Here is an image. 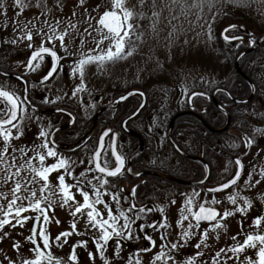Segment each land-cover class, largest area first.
Returning <instances> with one entry per match:
<instances>
[{
  "label": "flooded vegetation",
  "instance_id": "flooded-vegetation-1",
  "mask_svg": "<svg viewBox=\"0 0 264 264\" xmlns=\"http://www.w3.org/2000/svg\"><path fill=\"white\" fill-rule=\"evenodd\" d=\"M230 34L243 37V41L247 37L246 34L240 32L239 27ZM238 43L239 41H236L230 46L235 47ZM29 54L30 52L28 54H0V86H4L6 90L17 91L23 98L25 84L17 79V76L23 75L27 81V95L32 102L26 113L27 116H31V119H25L23 135L19 139H13L12 146L31 148L33 144L41 143L42 138L38 140L37 134L43 125L44 130L49 131L50 138L55 140L54 147L58 154L74 162L69 171L79 178L80 173L90 167L88 162L93 159L94 153L98 150L100 137L106 129H111L112 132L104 138V149L107 151L109 166H115L110 145L112 135L117 134L115 148L125 157V170L121 176L108 177L109 184L105 187H108L112 192L124 190L120 195V208L126 210L132 197L129 196V200L125 201L124 196H127L134 186L139 185L135 197L137 207H150L153 211L146 215L142 214L144 218L137 223H151L164 215L170 225L169 228L159 231L146 227L145 231L152 235L156 246L151 251L138 254L139 264H154L153 257L160 251L161 243H164L160 239L161 232L166 235L169 248L171 243L179 240L182 228L178 226L177 221L180 220L181 208L188 197L193 199L194 211L198 210L199 205L205 200L211 201L215 197L219 203L211 206L215 207L221 215L225 210H232L235 207L227 199L229 195L235 194L239 204L244 203V197L250 199L252 204L247 215L242 216L237 212L223 221L225 228L210 232L206 241L208 247L205 248L201 245L200 249L195 248L200 233L209 226L208 222L202 221L199 230L193 229L196 235L178 252H170L169 248H166L165 252L175 257L176 264H181L188 257L195 256L198 251L203 254L196 257L195 264H213L216 252L221 248L227 250L235 243L232 239L233 236L243 242L246 234L250 232H264V223L259 230L252 226L255 217L264 215V178L260 175L261 169H264V101L254 103V107L258 104L261 106V111L253 112L255 116L242 117L236 121L231 118V123L225 132H214V130L220 131L224 128L218 126L221 118L219 116L189 115L194 111L190 109L189 101L186 106H182L179 101H161L157 96L156 99H152L148 91L135 87L122 93H109L105 91L103 83H101V91H98L99 83L96 85L87 84L89 77L86 79L83 75L85 78L83 81L78 75L73 78L68 73L74 62L78 61V57L82 58V54H58L63 57L60 63L63 65L64 71L54 79L45 82V85H41L40 78L47 72L50 59L46 56L36 71H26L21 62L26 61ZM81 83L86 86V90L72 96L73 89ZM132 91L143 92L146 101L140 114L128 121L126 129H124L123 124L142 106V98L130 99L117 109L108 110V108L119 98ZM45 96L53 102L44 103L42 97ZM58 96L59 100L56 99ZM0 107H4V104L0 103ZM33 107L36 109L34 112ZM57 109H64V111H57ZM250 112L252 113V111ZM260 114L262 115L258 116ZM13 134L15 135V129H13ZM245 138L253 139L254 143L245 146ZM0 146H2V141H0ZM9 152L11 153V148ZM16 155L18 157L17 164H19L22 161L19 159L18 152ZM31 155L29 152V156ZM104 156V151H101V163ZM237 158L244 166L237 184L221 191H209V189L217 187L219 183L227 182L233 177L238 170L235 163ZM55 162L56 158L51 157L45 161L48 165ZM33 163L39 165L38 160ZM94 166L93 163L91 167L94 168ZM128 167L132 168V173L127 171ZM15 170V168L11 169L12 172ZM63 171V169H60L59 172L54 171L49 176V183L54 193L51 199L54 203L48 212L51 222L46 227L50 234L52 254L62 259L65 264H73L68 260L72 251L71 245L83 239L91 241L93 237L99 235V231L87 223V209L83 210V215L78 213L74 218L71 215L75 208L72 201H69V204L64 207L60 206L62 199L57 188V176ZM137 171L140 173L139 176L134 174ZM249 173H252L251 185L246 186L245 181L249 180ZM33 175L34 173L29 169H25L21 173L22 177L29 179ZM86 175L88 179H92L93 176H102L103 174L88 172ZM65 179L69 184L75 183L72 176H66ZM256 180H260V183L257 184ZM201 181L204 182L201 183ZM93 183H98V181L93 180ZM42 184L43 181L37 177V183L32 185L37 188V196L40 195L39 188ZM14 186V181L10 180L0 187V191L7 193L8 200L12 198L11 190ZM71 191L75 194L76 201L83 203V198L76 188H72ZM21 194L28 195L23 192ZM45 195L48 193L46 192ZM103 199L111 205L113 213L118 214L117 206L111 197L105 195ZM23 203L27 205L28 201L24 200ZM0 204H3L6 210L7 200H0ZM160 207H163V213L156 211ZM97 208L104 213V218H107V209L104 205H97ZM26 215L34 217L36 214L29 212ZM129 215L132 214L129 213ZM2 217L3 213L0 212V218ZM74 219L76 230L81 235L73 233L62 248L57 246L56 236L63 231H71L70 226ZM42 220L43 218H41ZM56 220H59L60 223L57 224ZM34 223V219H29L25 222L24 227L5 226V231L10 235L0 240V260H3V264H8V260L4 259L5 256L16 261L17 264H21L23 258L34 257L31 252L34 246L25 239L31 234L30 230ZM120 223H123V220ZM183 223L186 228L188 221L185 220ZM37 232H39V226H37ZM37 238L39 240V237ZM15 241L21 242L19 254L12 248ZM121 245V250L117 255L114 242H109V246L105 250V257L109 264H129L130 256H132V264H136L135 250L150 246L148 241L143 238V234L139 240L122 239ZM89 251L93 252L94 260L89 259ZM256 252L257 249H246L240 254L239 261L233 257L231 260H227V264H244L245 256L256 258ZM77 253L80 258L79 264H105V260L100 258L92 243H89L84 249L78 247ZM227 255L232 256V253L227 252ZM217 259L219 264H225L224 253H221ZM155 264H162V262L156 261ZM167 264H173V261H168Z\"/></svg>",
  "mask_w": 264,
  "mask_h": 264
},
{
  "label": "snow or ice",
  "instance_id": "snow-or-ice-1",
  "mask_svg": "<svg viewBox=\"0 0 264 264\" xmlns=\"http://www.w3.org/2000/svg\"><path fill=\"white\" fill-rule=\"evenodd\" d=\"M80 5H84L85 0H79ZM250 5L251 0H248ZM144 4V0H140L141 7ZM220 4V0H161V3H157V0H152L151 2V20H152V30L156 32V26L160 21V17L165 9L168 10L169 17L168 22L171 24L173 20H178L180 16L187 17L188 15L193 14V10L196 11V19L199 21L204 13L205 8L211 11L213 8H216ZM14 6L20 11L16 14V17H13V32L18 33L16 38L8 41L5 40V44L17 45L18 41L27 40L29 43L27 47L32 49L26 61L21 62L26 71H36L41 62L44 61L47 56L50 59L49 67L47 72L40 78V84L45 85V82H48L58 76L61 72L64 71L63 65L60 61L63 57L59 56L57 51L52 47L45 46V40L42 39L39 47L33 48L31 43L34 39V32L36 35L46 37L47 43L52 44L55 39H58L60 42V47L65 51V53L71 54V49L65 44V36L68 35L67 29L63 32H58L60 21L56 20L54 23H49L47 19L43 21V25L47 26L48 31L45 32L44 27H37L35 23L31 20L21 22L17 17L22 14L24 8L29 6L26 3V0H14ZM40 0H37L36 7H40ZM222 7L223 5L220 4ZM99 7V5H97ZM113 10H105L97 21L99 27L94 29L99 34V39L95 40L96 47L91 49L90 52H96L99 49L97 54H82L77 62L71 66V71L68 73L70 76L75 78L79 75L81 81H83V75L85 66L88 64L96 63L98 67H102L106 63L115 62L120 59H124L126 56L132 54V50L135 48L136 44L132 40L134 29L139 28L138 24H133L131 21L133 18L142 19L144 18V13L142 11H135V9H130L126 7L125 0H112ZM115 9H119L116 11ZM179 9V12H177ZM88 9H85L87 12ZM95 11V9H93ZM8 10L7 6L4 3V0H0V15H3L7 18ZM41 15H44L42 12ZM76 13L73 12V16ZM215 14L212 16L214 20ZM38 19V18H37ZM89 20L93 17L89 16ZM207 31L205 33L208 43L214 41V33L212 31L211 22H207ZM4 27L7 28V20H5ZM70 27L75 28V25ZM237 27L236 24L228 25L221 33V37L225 40L226 43H232L233 41H239L243 43V37L231 35ZM89 28H92L91 23L88 24V27L84 29L88 35H92L89 32ZM106 30V31H104ZM176 31L175 26H173V31L169 32V37L173 36V33ZM250 35L249 44L255 45V37ZM143 36L142 33H137L136 38L140 40ZM95 39V38H94ZM110 41L107 49H103L101 46L104 41ZM187 43V41H185ZM83 44L84 41L81 40ZM127 46V51H126ZM236 46H239L237 44ZM17 79L25 84L23 89L24 96L23 98L15 90H6L4 86H0V103L4 104V107H0V141H2V146H0V187L4 184H7L10 180L14 181V188H12V198L7 199V193L0 191V200H7L6 210L3 204H0V212L3 213V217L0 218V240H3L5 237H8L9 232L5 231V226H10L15 228L17 225L24 227L25 222L29 219H34L35 223L31 228V234L25 239L29 241L34 247L31 249V252L34 254L33 258H23L21 264H65L62 259L55 257L51 252V240L50 234L48 233L46 225L51 222L48 212L53 207L54 201L51 197L54 195L52 191V186L49 183V176L51 173L59 172L60 169H63V173L57 176L58 180V191L61 193L62 203L61 207L69 204V201H72L75 204L74 211L71 215L75 218L79 213L83 215V210L87 209V223L91 225L92 228L99 231L97 237H93L91 241L83 239L77 241L71 245L72 251L68 257V260L73 262V264H79V255L77 253V248H87L89 243H92L96 249V252L99 253L101 259L105 260V264H109L108 259L105 257V250L109 246V242L112 241L115 244L116 254L119 255L121 250V240H129L143 238L148 241L149 247H143L136 249L137 261L136 264H139L138 254L140 252L151 251L153 247L156 246V241L152 238V235L145 231L146 227L159 231L160 229H167L170 227L167 221V217L162 215L159 220H154L151 223H137V221L144 218L142 214H147L153 211L152 208H145L143 206L137 207L135 203L136 189L139 185L134 186L131 189V192L127 196H124V200L128 201L129 196L132 197L130 205L126 210H121L120 208V195L124 191L120 189L119 191H109L108 187H105L109 184L108 177H118L123 175L125 170L126 160L125 157L116 151L115 148V137L117 134L112 135L111 149L112 154L115 159V166H109V160L107 159V151L104 149V138L109 136V133L112 132L111 129H106L99 141V148L94 153L92 160H89L90 167L85 169L84 172L80 173V177H75L69 168L74 164L66 157H62L56 151L55 140L50 138L49 131L44 130V126H41V131L37 134V139L41 140L39 144H33L31 148L25 146L21 148H16L12 146L13 139H19L23 135V122L25 119H31V116H27L28 106L32 104L29 100L27 92V81L23 75L17 76ZM86 90V86L81 83L77 85L73 91L72 96H76L77 93L83 92ZM218 92L223 91V89L217 88ZM187 93V88L185 89ZM143 95V93H141ZM205 93H196L193 92L189 96V100L193 99L195 96H203ZM126 97H122L124 99ZM57 100L60 97H56ZM44 103H51L53 101L49 100L47 96L42 97ZM94 107V106H93ZM33 112L36 110L33 107ZM57 111H64V109H57ZM69 115H71L69 113ZM38 119V118H37ZM126 123V122H125ZM13 129H15V135L13 134ZM254 143L253 139L245 138V146H250ZM11 148V153L9 149ZM101 151H104L105 156L103 162L101 163ZM19 153V159L22 161L17 164V155ZM31 152V156H29ZM27 157V159H25ZM56 158V162L50 165L46 164L45 161L47 158ZM38 160L39 165L37 166L33 162ZM83 163V161H81ZM94 163V168L91 165ZM238 166V170L233 175L231 179L227 182H221L217 187L209 189V191H221L227 189L229 186L236 185L237 181L240 179L241 172L243 171V164L240 159L237 158L235 161ZM206 167V166H205ZM15 168V172H12L11 169ZM29 169L34 175L31 179L28 177H22L21 173L23 170ZM127 171L132 173V168L128 167ZM88 172H97L101 175L93 176L92 179H88L86 173ZM136 176H139L140 173L137 171L134 173ZM249 180L245 181V185H251L252 173H249ZM260 175L264 178V169H261ZM72 176L75 183L69 184L65 177ZM37 177L43 181V184L39 188L40 195L37 196V188L32 186L37 183ZM93 180L98 181V183H93ZM204 181H201L203 183ZM256 183H260V180H256ZM87 186V187H86ZM72 188H76V191L82 196L83 203L76 201L75 194L71 191ZM28 193V195H22L21 193ZM48 195H45V193ZM107 195L110 196L112 201L115 202L117 206V213L114 214L112 207L108 204L103 197ZM198 195V194H195ZM227 199L231 204L235 205L232 210H225L221 215L220 212L211 205L219 203L213 197L211 201L205 200L198 207V210H193L194 203L192 197H188L185 201V204L181 208V217L177 221L178 226L182 228V231L179 233V240L171 243L170 248L167 241V237L164 232H161L160 239L164 243L160 245V251L153 257V262L161 261L162 264H167L168 261H173V264H176L175 257L169 255L165 252L166 248H169V251L178 252L180 248H183L193 236L196 235V232L193 229L199 230L201 222H208V227L205 228L200 233L199 241L195 244V248L200 249L201 245L205 248L208 247L206 241L209 238L210 232H216L217 229L225 228L223 221H225L229 216L235 215L239 212L242 216L247 215L248 209L251 207L252 201L247 197H244V203L239 204L237 202V197L235 194L229 195ZM24 200L28 201V204L23 203ZM175 203V201H172ZM103 204L107 209V218H104V213L101 212L97 205ZM205 205H208L207 207ZM161 213L164 212L163 207L156 209ZM33 212L36 215L31 217L26 215V213ZM131 213L132 215H129ZM191 217V219H189ZM219 217V219H217ZM41 218L43 220L41 221ZM123 220V223L120 221ZM187 220V227H184V221ZM15 221V223H13ZM57 224L60 223L59 220L55 221ZM214 222V223H213ZM262 223H264V215L257 216L253 219L252 226L257 230L260 229ZM37 226H39V232H37ZM135 226V228H134ZM71 231H63L59 233L55 240L57 246L63 247V244L67 243L68 237L73 233L76 235H81L80 232L76 230V222L73 220ZM138 229V231H137ZM39 237V240L38 238ZM63 238V240H62ZM218 238V235H217ZM235 243L227 250L221 248L216 252L215 257H213V264H219V258L221 253L225 254V264L227 260H231L233 257L237 261L240 259V254L245 252L246 249H257L256 258L251 256H245L244 264H264V232L257 231L256 233L246 234L243 242L237 240L236 236L232 237ZM12 248L16 250L17 254L20 252L21 242L15 241L12 244ZM47 250V251H46ZM227 252H231L232 256H228ZM203 253L198 251L195 256L188 257L181 264H195L196 257L201 256ZM88 256L90 260H94L93 252L89 251ZM4 259L8 260V264H17L16 261L9 259L7 256ZM0 264H3V260H0ZM129 264H132V256L129 257Z\"/></svg>",
  "mask_w": 264,
  "mask_h": 264
},
{
  "label": "rangeland",
  "instance_id": "rangeland-1",
  "mask_svg": "<svg viewBox=\"0 0 264 264\" xmlns=\"http://www.w3.org/2000/svg\"><path fill=\"white\" fill-rule=\"evenodd\" d=\"M151 2L152 0H144L141 7L140 0H125L126 7L144 13V18L134 17L131 21L134 25H139V28L134 29L132 36L136 46L131 55L114 63L109 62L102 67H98L96 63L86 65L84 77L86 79L89 77L87 84L99 83L97 90L101 91V83H103L105 91L109 93H122L135 87L148 93L154 92L161 101H179L182 106H186L188 97L193 91L205 90L214 93L216 85L234 75V67L230 60V49L233 46L223 42L221 38L224 27L236 24L240 32L246 36L252 33L247 30L264 35V0H251L250 5L248 0H220L223 6L218 4L211 11L205 8L199 21L196 19L197 10H193V14L187 17L180 16L171 24L168 22V10L165 9L156 26V32L152 30ZM4 3L8 14L7 18L0 15V46H3L6 54H28L32 49L27 47L29 43L27 40L18 41L17 45L4 43L5 40L10 41L18 35L13 32V17H16L20 11L14 6V0H4ZM26 3L29 6H26L22 14L17 17L21 22L31 20L37 27L43 26L47 32V26L43 25V21L47 19L49 23H54L59 20L57 31L63 32L67 29L65 44L71 49V54L99 52V49L90 52L96 47L95 40L99 39V34L94 29L99 27L97 21L103 11L113 10L112 0H85L84 5H80L79 0H40V7H36L37 0H26ZM157 3H161V0H157ZM85 9L88 11L85 12ZM115 10L119 11V9ZM42 12L44 15H41ZM73 12L76 13L75 16ZM213 14L216 17L214 20H212ZM89 16L93 19L89 20ZM5 20H7V28L4 27ZM207 22H211L215 37L211 43L207 42L205 35ZM89 23L92 25V28H89L91 36L84 31ZM70 24L75 25V28L70 27ZM173 26L176 31L172 37H169ZM137 33L143 34L140 40L136 38ZM42 39L45 40V46L54 45L58 54H68L60 47L58 39L48 44L46 37L36 35L35 32L31 42L33 48L39 47ZM81 40L84 41L83 44ZM248 41L243 42L249 46ZM109 43L110 41L105 40L101 47L106 50ZM80 58L78 57V60ZM257 67L259 69H256L254 76L264 89V64L259 62ZM186 88L187 93H185Z\"/></svg>",
  "mask_w": 264,
  "mask_h": 264
},
{
  "label": "trees",
  "instance_id": "trees-1",
  "mask_svg": "<svg viewBox=\"0 0 264 264\" xmlns=\"http://www.w3.org/2000/svg\"><path fill=\"white\" fill-rule=\"evenodd\" d=\"M251 34V36L255 37L256 43L264 36L261 34L253 33V31L247 30ZM250 35L246 37L245 40H249ZM239 46L232 47L230 49V60L232 61V66L234 67V75L228 78L226 81L222 82L219 85H216L215 90L217 88L223 89L227 91L231 98L235 100H244L249 97L251 93L250 86L247 84V82L241 78V76L237 73L235 69V64L237 58L253 47V45L248 46L245 42L238 43ZM3 46H0V54H6L3 50ZM264 64V43L250 56L244 58L241 61V69L245 73V75L250 78L253 83L256 86V94L254 99L243 105H237L232 103L224 94L219 95L218 97V103L225 108L231 115L232 120L236 121L239 118L247 117V116H255L253 114L254 111H261V106L258 104L254 107L255 102H261L264 101V89L261 87L259 81L256 80L254 74L256 69H259L257 67V63ZM214 90V91H215ZM201 92H204L207 97L206 98H197L195 100V112L198 116L201 117H214L219 116L221 118L220 124H218L219 127H223L226 122V116L223 113H219L217 107L215 106L212 95L213 93H210L205 90H200ZM213 91V92H214ZM149 95L152 97V99H156V94L154 92L149 93ZM249 111H252V113ZM262 114L258 115L261 116ZM215 126V125H214ZM217 126V127H218ZM119 128V125H117Z\"/></svg>",
  "mask_w": 264,
  "mask_h": 264
},
{
  "label": "water",
  "instance_id": "water-1",
  "mask_svg": "<svg viewBox=\"0 0 264 264\" xmlns=\"http://www.w3.org/2000/svg\"><path fill=\"white\" fill-rule=\"evenodd\" d=\"M106 31V30H105ZM223 39V38H222ZM223 41L225 42V40L223 39ZM233 42H235V41H233ZM264 42V37L255 45V47L254 48H252L251 50H249V51H247V52H245L244 54H242L239 58H238V60H237V63H236V70H237V72L239 73V75L252 87V93H251V95H250V97L248 98V99H246V100H243V101H237V100H233V99H230L233 103H236V104H246V103H248V102H250L253 98H254V95H255V92H256V89H255V86L253 85V83L242 73V71H241V69H240V62H241V60L244 58V57H246L247 55H249V54H251V53H253L254 51H256L257 49H258V47L262 44ZM221 92H225V91H221ZM141 93H143V92H141V91H132V92H129V93H127L126 95H124L123 97H126V98H124V99H122V97L120 98V99H118L116 102H114L109 108H108V110H113V109H117V108H119V107H121L123 104H125L127 101H129L130 99H132V98H135V97H142V99H143V104H142V106L136 111V113L133 115V116H131L127 121H126V123H124L123 124V128L124 129H126L125 127H126V124L128 123V121H130V120H132V119H134L135 117H137L139 114H140V112L142 111V109H143V107H144V105H145V101H146V96H145V94L143 93V95H141ZM216 95H217V93H216ZM204 96V95H203ZM203 96H201V97H203ZM197 97H199V96H195L193 99H191V100H189V103L192 105V102H193V100L195 99V98H197ZM216 106L222 111V112H224L226 115H227V117H228V122H227V125H226V127L223 129V130H221V131H215L214 130V132H223V131H225L228 127H229V125H230V123H231V116H230V114L226 111V110H224L223 108H221L219 105H217L216 104ZM173 125H174V123L172 124V127H173Z\"/></svg>",
  "mask_w": 264,
  "mask_h": 264
}]
</instances>
